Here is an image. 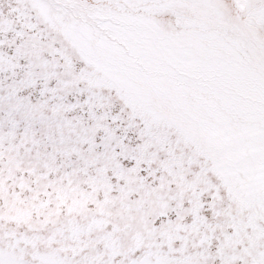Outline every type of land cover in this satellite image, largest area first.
Returning <instances> with one entry per match:
<instances>
[{
  "label": "snow or ice",
  "instance_id": "6c2138e0",
  "mask_svg": "<svg viewBox=\"0 0 264 264\" xmlns=\"http://www.w3.org/2000/svg\"><path fill=\"white\" fill-rule=\"evenodd\" d=\"M0 264H264V0H0Z\"/></svg>",
  "mask_w": 264,
  "mask_h": 264
}]
</instances>
